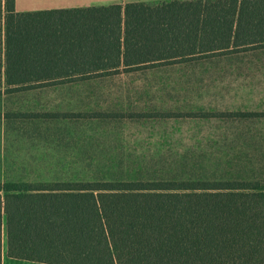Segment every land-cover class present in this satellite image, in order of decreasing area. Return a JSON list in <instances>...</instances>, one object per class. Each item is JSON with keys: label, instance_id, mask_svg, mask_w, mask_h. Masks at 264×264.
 Here are the masks:
<instances>
[{"label": "trees", "instance_id": "obj_1", "mask_svg": "<svg viewBox=\"0 0 264 264\" xmlns=\"http://www.w3.org/2000/svg\"><path fill=\"white\" fill-rule=\"evenodd\" d=\"M88 11L61 20L0 0V98L107 76L63 75L65 57L140 70L264 50V0ZM215 169L155 181L0 179V264L5 239L8 257L44 264H264V180Z\"/></svg>", "mask_w": 264, "mask_h": 264}, {"label": "rangeland", "instance_id": "obj_2", "mask_svg": "<svg viewBox=\"0 0 264 264\" xmlns=\"http://www.w3.org/2000/svg\"><path fill=\"white\" fill-rule=\"evenodd\" d=\"M209 167L264 180V50L0 98L3 181L176 180Z\"/></svg>", "mask_w": 264, "mask_h": 264}, {"label": "crops", "instance_id": "obj_3", "mask_svg": "<svg viewBox=\"0 0 264 264\" xmlns=\"http://www.w3.org/2000/svg\"><path fill=\"white\" fill-rule=\"evenodd\" d=\"M172 1H192V0H15V11L17 13L56 12L55 16L57 19H61V20L84 19V18L92 17L94 15L92 12L88 11L89 9L109 8L112 6L125 7L126 5L133 3L156 5V4L167 3ZM3 5H4V0H3ZM251 52H256V51L222 55L215 57L212 60L233 58L235 56H240ZM201 61H207V60H201ZM201 61H196V62H201ZM193 63L195 62L176 63V64H158L153 66H146L140 70L139 68L135 70H130L128 69L129 67L124 66L123 59H121V65L117 69L112 68V66H109L106 67L107 69L104 68L99 71H96L95 68L96 61L91 55L87 56L86 58L85 57L79 58L75 56L65 57L62 63L63 68L61 70L63 75H73L76 77L90 76V75H107V76L103 78H93L90 80H85L70 84L67 83L59 84L56 86L39 88L32 91L48 90L53 88L71 89V88L86 87L96 82H106L107 80H111L114 78H123L128 75L139 73L142 71H147V70L150 71V70H155L157 68L160 69L166 67L183 68V66L191 65ZM116 70L118 71L115 72ZM3 264H44V263L18 260L8 257L7 244L4 241Z\"/></svg>", "mask_w": 264, "mask_h": 264}]
</instances>
